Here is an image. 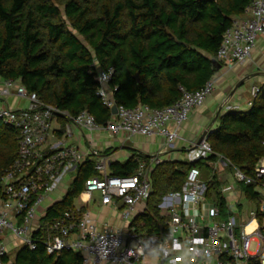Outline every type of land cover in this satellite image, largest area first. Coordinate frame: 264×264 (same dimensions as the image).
<instances>
[{"label": "trees", "instance_id": "obj_1", "mask_svg": "<svg viewBox=\"0 0 264 264\" xmlns=\"http://www.w3.org/2000/svg\"><path fill=\"white\" fill-rule=\"evenodd\" d=\"M252 0H0V77L21 82L46 104L70 115L88 111L105 124L112 118L97 92V67L113 68L109 88L118 105L135 108L170 106L183 97L182 87L196 91L219 71L214 60L225 31L245 14ZM223 66V64H222ZM138 76V77H137ZM59 118H67L59 116ZM62 129L67 120L61 119ZM64 130L59 132V135ZM18 132L0 120V174L18 156ZM207 140L251 174L264 157V84L246 111L220 116ZM212 155L210 160H215ZM145 155L135 153L126 162L111 164L109 175L130 176ZM96 161L86 160L77 170L63 198L52 204L43 221L75 210L86 180L99 175ZM209 174L207 161L160 162L152 171V191L144 213L133 222L145 234H162L168 217L161 213L163 197L183 189L192 167ZM207 174V175H208ZM207 178V177H206ZM218 177L207 195L227 217V200ZM248 196L263 194L245 187ZM1 195V188H0ZM82 212L85 211L83 207ZM36 248L23 246L3 257L6 264H83L82 254L70 249L49 254L46 234L38 232ZM249 264H261L251 258Z\"/></svg>", "mask_w": 264, "mask_h": 264}, {"label": "built area", "instance_id": "obj_2", "mask_svg": "<svg viewBox=\"0 0 264 264\" xmlns=\"http://www.w3.org/2000/svg\"><path fill=\"white\" fill-rule=\"evenodd\" d=\"M260 34H264V0H252L245 15L234 18L225 31L218 60L228 68L246 62ZM94 66L100 84L97 94L112 114L105 124L98 123L88 111L72 116L42 102L21 82L0 77V103H5L0 104V120L17 130L19 142L16 160L0 174V264H6L3 257L12 248H36L38 232L46 234L49 254L70 249L82 254L83 264H249L255 257L264 264V198L258 204V195L250 197L245 190L251 186L264 196V157L248 174L224 155L216 154L207 138L197 144L193 161H207L209 176L205 178L194 166L183 189L163 197L159 208L168 217L164 233L149 235L129 225L100 228L87 210L81 211L87 203L83 195L91 197L98 192L103 205L120 208L124 220L133 222L145 211L153 187L151 173L162 160L154 157L152 169L141 163L130 176L109 175L106 159L98 148L92 145L81 150L71 142L74 128L79 134L105 130L113 135L160 136L169 150L178 137L170 123L187 121L191 111L202 106L215 90L213 78L196 91L182 87V99L170 106L151 108L141 104L128 108L116 103L114 91L109 88L113 68L101 70L96 63ZM259 91V87H253L252 95L256 97ZM11 96L26 100L27 105L10 106L6 100ZM115 104L117 113L112 112ZM61 119L67 120L64 129ZM212 155H216L215 160H210ZM93 158L97 159L99 175L86 180L80 204L61 217L43 221L52 206L44 207L45 201L62 187L66 189L64 196L70 185L67 178L73 175L74 179L77 168ZM226 166L231 169L227 175L223 173ZM214 177L225 179L221 192L226 200L230 196L235 200L234 204L227 203L226 218L215 199L207 195ZM156 246L155 254L151 253Z\"/></svg>", "mask_w": 264, "mask_h": 264}, {"label": "crops", "instance_id": "obj_3", "mask_svg": "<svg viewBox=\"0 0 264 264\" xmlns=\"http://www.w3.org/2000/svg\"><path fill=\"white\" fill-rule=\"evenodd\" d=\"M214 80V92L202 106L191 111L187 121L180 125L175 122L170 123V128L177 131L178 137L173 147L169 150H166L165 140L160 136H128L124 133L113 135L105 130L96 133L84 132L79 134L77 129L74 128L71 142L78 144L81 150H86L92 145L98 148L101 155L106 159L108 172L111 164L116 162L124 163L135 153L145 155L147 158L141 160V163L146 164L151 169L154 168L151 163L154 157H159L162 161L192 162L200 138L204 132H207L208 135V133L217 129L221 115L229 111H246L252 106L255 98L252 95V88L256 86L260 88L264 84V34L259 35L252 55L246 62L237 63L232 68L222 66L214 75ZM241 81L243 83L235 89L236 85ZM6 102L15 108L27 105L26 100L16 96H11ZM53 140L54 138L51 137V141ZM93 160L96 161L97 159L93 158ZM223 170V173L227 175L231 169L226 166ZM207 174H204V176L207 177ZM223 181H225L224 178L221 182L223 183ZM65 192L66 190L63 187L55 191L56 195H52L44 203V207L59 201ZM83 198L87 201L84 205L85 210L91 214L92 219L100 228H105L108 225H129L132 228L135 227L133 225L134 221L124 220L121 216L120 208H115L113 205H103L100 195L97 197L93 193L90 197L85 194ZM77 202L80 204V197ZM234 202L233 196H230L227 200L229 204H234Z\"/></svg>", "mask_w": 264, "mask_h": 264}, {"label": "water", "instance_id": "obj_4", "mask_svg": "<svg viewBox=\"0 0 264 264\" xmlns=\"http://www.w3.org/2000/svg\"><path fill=\"white\" fill-rule=\"evenodd\" d=\"M214 62H215V64L217 65V67H218L219 69L222 68V64H220L217 60H214ZM137 77H138V76H137ZM242 83H243V81L239 82V83L236 85L235 89H237ZM234 91H235V90H234ZM117 109H118V105L115 104V105L113 106V108H112V112H113V113H117ZM206 137H207V132H204V134L202 135V137H201L200 140H199V143H200L204 138H206Z\"/></svg>", "mask_w": 264, "mask_h": 264}, {"label": "rangeland", "instance_id": "obj_5", "mask_svg": "<svg viewBox=\"0 0 264 264\" xmlns=\"http://www.w3.org/2000/svg\"><path fill=\"white\" fill-rule=\"evenodd\" d=\"M10 98V97H9ZM8 99V98H7ZM1 105L2 104H5L4 102H2V103H0ZM72 177H73V175H71ZM71 176H69V178H67V180H68V182H67V186L71 183V181H72V177ZM205 178H206V176H204ZM66 190V189H65ZM53 195H56V193H54ZM95 196H99V193L98 192H95ZM47 201H45V203H46ZM252 251L254 250V247H252V249H251ZM15 250H11V254L14 252Z\"/></svg>", "mask_w": 264, "mask_h": 264}, {"label": "clouds", "instance_id": "obj_6", "mask_svg": "<svg viewBox=\"0 0 264 264\" xmlns=\"http://www.w3.org/2000/svg\"><path fill=\"white\" fill-rule=\"evenodd\" d=\"M207 138V137H206ZM159 246H156L155 248H153L152 250H151V253H153V254H155V251H156V249L158 248ZM141 250H143V248L141 247Z\"/></svg>", "mask_w": 264, "mask_h": 264}]
</instances>
